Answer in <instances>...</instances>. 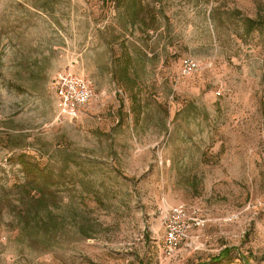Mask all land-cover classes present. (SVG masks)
Segmentation results:
<instances>
[{"label": "rangeland", "instance_id": "374dc122", "mask_svg": "<svg viewBox=\"0 0 264 264\" xmlns=\"http://www.w3.org/2000/svg\"><path fill=\"white\" fill-rule=\"evenodd\" d=\"M249 20L264 0H0V264H264ZM68 73L94 92L76 119L56 104ZM178 206L201 225L169 257Z\"/></svg>", "mask_w": 264, "mask_h": 264}, {"label": "built area", "instance_id": "2783aa9c", "mask_svg": "<svg viewBox=\"0 0 264 264\" xmlns=\"http://www.w3.org/2000/svg\"><path fill=\"white\" fill-rule=\"evenodd\" d=\"M201 70L200 63L187 57L181 63L184 76H191ZM57 109L60 115L76 119L94 98L92 85L86 80L72 74H64L56 81ZM201 225L198 219L192 218L184 206L169 210L165 218V234L162 248L169 257L175 256L183 244L190 239L192 229Z\"/></svg>", "mask_w": 264, "mask_h": 264}, {"label": "trees", "instance_id": "16d2710c", "mask_svg": "<svg viewBox=\"0 0 264 264\" xmlns=\"http://www.w3.org/2000/svg\"><path fill=\"white\" fill-rule=\"evenodd\" d=\"M131 3L136 4V0H131ZM249 25L251 28V31L255 30L256 28H261L264 26V21H255V20H249ZM231 253V250L225 251L221 256L216 257L213 259V262L217 263L224 259V257L228 256Z\"/></svg>", "mask_w": 264, "mask_h": 264}]
</instances>
